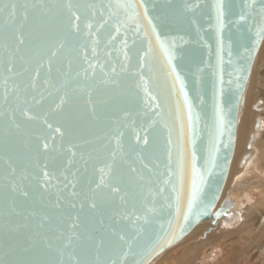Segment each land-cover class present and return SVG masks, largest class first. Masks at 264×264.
I'll return each mask as SVG.
<instances>
[{"label": "water", "instance_id": "1", "mask_svg": "<svg viewBox=\"0 0 264 264\" xmlns=\"http://www.w3.org/2000/svg\"><path fill=\"white\" fill-rule=\"evenodd\" d=\"M263 41L264 0H0V264H151L216 224Z\"/></svg>", "mask_w": 264, "mask_h": 264}, {"label": "bare ground", "instance_id": "2", "mask_svg": "<svg viewBox=\"0 0 264 264\" xmlns=\"http://www.w3.org/2000/svg\"><path fill=\"white\" fill-rule=\"evenodd\" d=\"M262 67H264V41L262 43L261 49L256 58L255 64L253 66L251 79L249 81V84L247 86V90L245 93V100H244V104L241 109V115H240L239 125H238L235 155L233 158V162L231 165V170H230L227 183L225 185L221 199L218 203V206H220L226 202L228 203L231 202L232 208L230 209L229 214L219 219V221L216 224H213L212 221H204L200 223L181 242H179L177 245L173 246L172 248L167 250L165 253L160 255L151 264H158L160 259L166 253H168L171 249L177 247L178 245H188L192 240L199 241L200 236L203 234V231L206 228H209V227L217 228L220 226L222 227V225L225 223L227 224V222L230 221L232 217H237L238 213H240L245 219L244 227H246L248 231L251 232L252 231L251 226L253 222L248 223L246 221L247 219L246 217H252V215H249V213L252 210H257L259 216H261L264 213L261 210V208L262 209L264 208V175L257 180H253V178L251 177L252 176L251 174H254L251 172L252 170L251 168L254 167L253 163L254 162L256 163L257 159H261V158H263V161H264V153L263 154L259 153V150H262L264 152V140H261L262 139L261 133L264 130V121L262 117L260 116L261 113H264V98L259 93V90L261 87H262L261 89L264 90V82H261L262 75L260 74V70ZM250 144H251V147L249 148ZM245 155H248V156L245 157ZM243 157H245L244 159L245 161L242 164L241 161ZM259 169L261 170V173L264 172V162L262 165L259 166ZM235 176H236V179H234ZM230 185H233L232 189L230 188ZM256 189L260 190L258 192L259 198L256 199V201L252 202V198L255 197L254 195L257 191ZM257 218H262V217L257 216ZM240 233H242V231ZM252 242L253 243L255 242L256 244H258L259 252H260L259 259L261 258L264 260V225H263L261 232L257 235V237L253 239L252 241H249V245H251ZM200 243L201 242L197 243V246L203 245ZM217 246L218 244L210 245L209 247L205 246V249L202 252L203 256H207L213 253L215 250L214 248ZM249 249L250 248L245 249L246 251L245 254L248 253ZM193 251L194 250H191V249H189L188 251L186 250L185 257L191 255ZM253 256L254 255L252 254L251 257ZM250 259L251 258L245 256V261L240 262L239 264L241 263L251 264L252 261L250 262ZM256 264H264V263H261L260 260H258Z\"/></svg>", "mask_w": 264, "mask_h": 264}, {"label": "rangeland", "instance_id": "3", "mask_svg": "<svg viewBox=\"0 0 264 264\" xmlns=\"http://www.w3.org/2000/svg\"><path fill=\"white\" fill-rule=\"evenodd\" d=\"M260 74L262 75L261 82H264V67L261 68ZM261 88L259 90V93L264 98V90ZM260 116L264 121V113H261ZM261 134H262L261 140H264V130ZM259 153L263 154L264 152L262 150H259ZM263 162H264L263 158H261V159H257L256 163L255 162L253 163L254 167L251 168L252 169L251 172L254 174H251L252 176L250 175L253 178V180H257L264 175V172L261 173V170L259 169V166L262 165ZM234 179H236V176L234 177ZM230 188L232 189L233 185H230ZM256 190L257 191L254 195L255 197L252 198V202L256 201V199L259 198L258 192L260 190L259 189ZM263 209L261 208V210L264 212ZM229 212L230 210L228 211L227 214H229ZM263 214L259 216L257 210H252L249 213V215H252V217H246L247 218L246 221L248 223L253 222L251 226L252 228L251 232H249L248 229L244 227L245 219L240 213L237 214V217H232V219L228 221L227 224L226 223L223 224L222 227L220 226L217 228H213V227L206 228L204 230L205 232L203 231V234L200 236L199 241L192 240L188 245H178L177 247L171 249L168 253H166L160 259L158 264H160L162 261L163 262L161 264H174V262L175 264H239L240 262L245 261V256L251 258L250 259V262L252 261L251 264H256L258 260H260L261 263H264L263 259L261 258L259 259L260 252H259L258 244L252 242L251 245H249V241L255 239L263 228L264 225ZM257 216L262 218H257ZM241 231L242 233H240ZM199 242H201L200 244L203 245L197 246V243ZM216 244H218V246L214 248L215 250L213 253L207 256H203L202 252L205 249V246L209 247L210 245H216ZM246 248H250V249L248 250V253L245 254ZM189 249L194 251L191 255L185 257L186 250L188 251ZM252 254L254 255L253 257H251Z\"/></svg>", "mask_w": 264, "mask_h": 264}, {"label": "snow or ice", "instance_id": "4", "mask_svg": "<svg viewBox=\"0 0 264 264\" xmlns=\"http://www.w3.org/2000/svg\"><path fill=\"white\" fill-rule=\"evenodd\" d=\"M14 7V6H13ZM219 7V6H218Z\"/></svg>", "mask_w": 264, "mask_h": 264}]
</instances>
